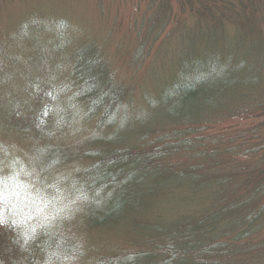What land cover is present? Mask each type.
Returning a JSON list of instances; mask_svg holds the SVG:
<instances>
[{
    "label": "trees",
    "instance_id": "trees-1",
    "mask_svg": "<svg viewBox=\"0 0 264 264\" xmlns=\"http://www.w3.org/2000/svg\"><path fill=\"white\" fill-rule=\"evenodd\" d=\"M217 2L150 0L148 10L154 11L145 35L156 39L176 18L164 42L176 36L189 46L191 38L178 36V25L186 27L187 14L195 29L190 33L196 35L201 23L210 19L220 24L222 37L226 33L221 8L214 9ZM53 32L48 30L47 45L35 50L55 63L43 70L48 85L38 99L32 150L39 175L31 176L40 187L45 180L53 187L43 190L47 197L41 199L39 211L41 203H29L28 192L21 189L19 164L0 181V262L10 264L15 255L32 257L31 249V254L22 253L26 243L42 257L55 245L52 257L70 260L73 248L64 246L63 239L80 227L83 232L117 230L134 243L135 250L95 264H264V153L254 158L264 150L254 139L263 127L240 132L238 139L207 133L223 117H264V81L256 75L264 68L241 66L248 61L244 56L245 64L231 59L225 65L218 55L206 59L204 51L196 49L178 65L174 85L165 88L161 102L147 96L140 101L141 94L145 108L138 107L139 116L130 117L128 92L114 80L97 43L80 45L72 34L56 38ZM145 44V39L139 42L137 62L149 55ZM59 106L73 118V128L64 127L65 134L54 123ZM85 126L82 145L75 148L72 141ZM48 129L59 132L43 135ZM36 141L57 143L49 149L43 143L36 147ZM231 141L240 144L231 148ZM55 194H65L63 203L56 205L60 212L48 207ZM37 211L38 227L33 223ZM22 226L37 232L36 239L20 233Z\"/></svg>",
    "mask_w": 264,
    "mask_h": 264
},
{
    "label": "rangeland",
    "instance_id": "rangeland-1",
    "mask_svg": "<svg viewBox=\"0 0 264 264\" xmlns=\"http://www.w3.org/2000/svg\"><path fill=\"white\" fill-rule=\"evenodd\" d=\"M209 1L214 2V0ZM217 1L214 3V9L221 8V13L219 11L220 14H218L223 15L224 24L222 25L226 35L220 37L219 34H222L220 24L210 19L201 23L196 35L195 32L190 33L189 29H195L193 24H189L186 14L183 20L188 25L184 27L179 23L178 36L182 39L180 34H185V39L191 38L188 46L180 39L177 41L176 36H171L167 42H164L166 35L174 30L176 18L170 23L167 31L156 39L152 40L145 35L146 26L151 21L150 17L154 11L148 10L150 0H0V181L5 178L8 170L12 171L19 164L22 168L17 171L23 174L21 178L19 177L21 189L28 192L29 203L32 204L35 201L41 203L36 206L39 211L43 208L41 199L47 197L43 195L45 193L43 190L53 187L46 180L43 182L44 186L40 187L39 180L31 179V176L39 175V172L35 171L38 170L35 163L37 158L35 156L33 158L32 150L35 146L33 136L35 139L37 137L36 132H33V126L37 111L40 109L38 99L41 95L40 91L48 85V75L43 73V70L46 65L55 63L51 60V56L35 51L47 45L45 36L49 33H45L48 30H54L53 35L56 38L72 34L78 39H74L76 43L80 45L90 41L97 43L102 55L107 57L109 71L113 74L114 80L123 85L128 92L125 103H127L126 107H129V116L138 117L139 111L145 108V104H141L140 101L147 96L152 101L161 102L165 95V88L174 85L172 81L174 74L178 71V65L183 59L192 57L196 49H202L206 59L212 55H218L221 63L225 65L231 59L241 63L244 58H247L246 65L241 66H247L252 70L264 68V0ZM194 38L196 39L193 44ZM144 39L147 45L144 49L149 55L143 61L137 62L139 42ZM185 47L186 50L183 51ZM59 64L61 63L57 62V65ZM47 73L49 74V71ZM257 74L262 75L260 77L264 81V72L257 71ZM141 94L142 98L139 101ZM80 107L81 105L77 110L82 113L83 110ZM64 108L59 106L54 113V123L61 126L60 132L64 127L73 128L71 125L73 118L67 114L70 111ZM144 113L143 110L142 114ZM144 121L150 124L149 117H146ZM256 126L263 128L259 129L258 134L255 133L254 139L257 140L259 147H264L261 139L264 136V117L258 113L241 117L240 120H231L226 117L215 120L213 125L209 126L207 133L214 137L229 135V138L238 139L240 132L248 131ZM64 130V134L68 133L66 129ZM85 130H87L86 126L80 131L78 139L73 137L72 143L75 148L82 145L84 136L81 137V135L85 133ZM56 132L59 131L48 129L43 132V135H55ZM167 132L169 131L165 133ZM57 141L49 144L47 141H36V147L43 143L50 149ZM230 143L231 148L240 144L239 141ZM67 147V149L71 148ZM263 153L264 150L257 153L254 158L263 156ZM179 158H172L171 162ZM82 164L84 165L85 162ZM65 173H70V169L65 170ZM64 196L65 194H58L53 201L51 200L52 206H48V202H45V205L52 211L60 212L61 208L56 205L58 201L59 205L63 203ZM40 219L41 214L37 211L33 223H38ZM20 228L19 232L25 237L36 239L37 232L27 228L25 230L24 226ZM83 230L79 227L78 231L75 229L65 233L64 246L69 245L73 248L74 256L70 260L60 259V255L52 257L57 250L55 245H49L45 250V257H42L38 250L32 249L29 243H26L22 253H32V257L29 255L17 259L15 255L10 264H95L104 257L123 256L135 250L134 243L125 239L123 235L120 237L121 234L117 230H85L84 232ZM29 250L31 253L28 252ZM36 252L38 254H34ZM0 264L5 263L0 262Z\"/></svg>",
    "mask_w": 264,
    "mask_h": 264
},
{
    "label": "clouds",
    "instance_id": "clouds-1",
    "mask_svg": "<svg viewBox=\"0 0 264 264\" xmlns=\"http://www.w3.org/2000/svg\"><path fill=\"white\" fill-rule=\"evenodd\" d=\"M13 223H20L19 221H13ZM4 226V221H0V227Z\"/></svg>",
    "mask_w": 264,
    "mask_h": 264
}]
</instances>
